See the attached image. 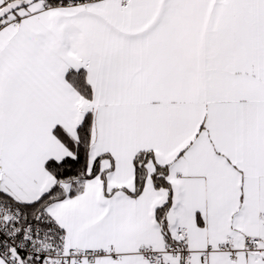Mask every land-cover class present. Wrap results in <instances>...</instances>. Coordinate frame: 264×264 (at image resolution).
Returning <instances> with one entry per match:
<instances>
[{"label": "snow or ice", "instance_id": "snow-or-ice-1", "mask_svg": "<svg viewBox=\"0 0 264 264\" xmlns=\"http://www.w3.org/2000/svg\"><path fill=\"white\" fill-rule=\"evenodd\" d=\"M0 264H264V0H0Z\"/></svg>", "mask_w": 264, "mask_h": 264}]
</instances>
